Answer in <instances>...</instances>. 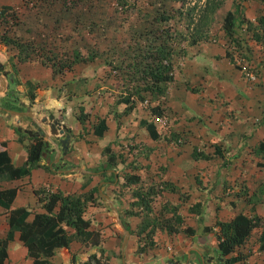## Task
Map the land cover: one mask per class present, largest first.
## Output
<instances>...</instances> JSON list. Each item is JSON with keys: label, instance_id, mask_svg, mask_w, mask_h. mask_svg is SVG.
Here are the masks:
<instances>
[{"label": "crops", "instance_id": "crops-1", "mask_svg": "<svg viewBox=\"0 0 264 264\" xmlns=\"http://www.w3.org/2000/svg\"><path fill=\"white\" fill-rule=\"evenodd\" d=\"M257 2L245 4L242 12L247 20L264 17V0ZM256 23L255 19L253 25ZM257 28L264 33V25ZM239 32L233 50L223 41L188 44L164 94L148 103L136 100L125 114V105L115 102L117 82L110 85L108 80L114 79L105 76L106 68L98 58L53 73L35 59L17 62L15 51L0 44V142L5 143L11 165H24L21 150L32 138L43 141L38 166L17 179L0 181V189H16L8 207L0 200V218L6 221L8 211L19 207L27 210L20 217L24 221L43 211L33 191L38 186L62 193H85L94 188L83 217L89 219L87 230L94 236L97 233V240L85 244L76 236L68 248H55L46 264H79L87 253L106 257L110 264H226L231 255L220 254L216 228L206 232L203 227L237 213L235 205L242 196L234 193H241V188L251 193L264 176V154L254 150L264 142V122L254 125L249 121L251 106L242 109L245 105L236 100L235 88L242 85L250 93L242 72L248 78L254 77L253 72L264 73V34L254 40L247 30ZM78 94L86 99L75 104L72 101ZM215 102L225 104L217 108ZM155 104L160 107L159 116L149 110ZM73 117L78 131L72 128ZM102 118L106 129L96 135L94 125ZM106 135L108 144L98 145L96 138ZM76 136L84 139L78 146ZM104 146L120 153L121 159L107 163L101 152ZM193 151L203 158H192ZM121 172L137 174L144 184L168 183L164 194L177 205L183 226H189L193 234L156 229L153 244L137 252L135 231L140 219L126 212L129 190L123 187L119 191L124 182L118 175ZM237 177L242 180L238 182ZM185 189L192 196L180 199L179 193ZM205 212L215 218L198 222L196 217ZM17 236V229L8 235L3 264L26 261V249ZM248 262L245 257L232 264Z\"/></svg>", "mask_w": 264, "mask_h": 264}, {"label": "trees", "instance_id": "trees-1", "mask_svg": "<svg viewBox=\"0 0 264 264\" xmlns=\"http://www.w3.org/2000/svg\"><path fill=\"white\" fill-rule=\"evenodd\" d=\"M54 1L35 0L36 3L30 4L33 0H21L18 8L11 3L0 4V44L15 51L14 56L17 62L35 59L49 66L53 73H61L71 70L77 62L92 61L95 58L102 59L106 68L105 76L112 77L117 82L115 102L125 105L122 111L124 114L133 108L136 100L149 101L158 99L164 94L166 84L172 80L176 63L184 55L185 46L182 42L189 36L188 29L194 22L195 3L184 5V2L179 0L174 6L162 1L160 7L151 15L136 8L137 0H90L91 4L96 2L100 9L98 13L100 16L90 17L89 22L105 19L106 25L112 27L113 31L111 29L102 32L101 44L95 39L91 44L88 43L89 39L71 44L72 32H77L83 38L82 35L87 30L77 23L68 27V21L65 18L61 20V12L77 8L84 0H58V3H53ZM52 5L56 10V16L51 15ZM28 6H34L37 13L42 10L48 11L47 24L50 23V26L46 31L49 32V29L57 31L55 38L53 36L50 40H38L30 35L17 33V26L22 21L20 7L27 8ZM132 14L136 16V29L121 31L125 19ZM233 20V12L226 11L221 20V27L226 36L231 37ZM256 22V25H252L253 29L264 25V17H257ZM25 30L28 29L25 28ZM250 32L254 40H258L264 34L263 29L259 35L256 31ZM186 43L195 42L190 39ZM149 110L153 115L161 114L158 104L151 106ZM105 129L106 125L102 118L94 125L93 132L101 135ZM42 149L41 138H32L30 145L21 150L25 156L24 165L13 167L9 161L5 143L0 142V181L17 179L32 167L38 166ZM254 150L264 154V142L258 143ZM101 152L106 154V162L110 164H115L116 158L121 159L122 157L120 153H112L109 146H104ZM200 154L193 151L192 158H203ZM120 174L124 184L132 183L137 184L138 187L141 186L140 177L137 174L121 172L118 175ZM167 184L163 182L155 184L152 194L157 193L162 197L158 213L153 214L151 218L148 217L152 198L150 189L144 191L135 189L131 192L134 200L130 205L135 206V209L129 207L126 212L140 219L135 231L138 239L137 252H143L146 247L153 244L152 234L156 229L167 233L182 231L186 235L193 234L189 226H183V220L177 213V205L168 202L164 194ZM33 191L43 211L34 213L30 221L20 218L27 214L24 207L8 211L5 221L7 230L0 231V264H3L7 257V239L14 229H17V238L25 247L26 256L31 259V264H46L55 248H68L69 241L75 239L76 236L82 238L85 244L97 240V233L94 236L95 234L92 235L87 230L90 226L89 219L83 217L86 202L93 200L94 188H90L85 193H62L58 190H51L48 186H38ZM246 191L244 189L243 193L238 192L234 195H243L246 202L250 199L249 196L264 195V179L256 189L251 191L250 195H246ZM15 192V188L0 189V200L8 207ZM213 228H216V245L220 254L231 255L226 264L242 260L249 254L242 253L239 248L253 230L259 233L257 251L264 252V219L258 214L238 211L228 220H215L211 225H205L203 231H211ZM79 264L110 263L106 261V257L102 260L100 255L87 253ZM260 264H264V259L260 261Z\"/></svg>", "mask_w": 264, "mask_h": 264}, {"label": "rangeland", "instance_id": "rangeland-1", "mask_svg": "<svg viewBox=\"0 0 264 264\" xmlns=\"http://www.w3.org/2000/svg\"><path fill=\"white\" fill-rule=\"evenodd\" d=\"M162 1H166L165 3L168 5L171 3L172 5L176 6L178 1H171V0H137L136 1V8L140 11H146L153 14V11L160 7V4H162ZM184 2V5H193L194 3V10L193 15L195 17L193 24L188 29L189 36L186 38L185 41L182 43L184 44V55L187 50V44L186 41H189L192 39L194 42H211L215 43L217 41H223L226 46H230L231 49H235L238 45V37H239V29H245L247 30V33H251L250 31H256V33L260 34V29H253L252 25L255 22L254 20H247L243 15V9L245 7V4L251 3V4H258L257 0H181ZM58 3V0H55L53 3ZM2 3H11L13 6L17 7L21 5V0H0V4ZM36 3L35 0L31 2L30 4ZM92 2L90 0H84L82 3L79 4L77 8H73L69 10L68 12L62 11L61 12V20L66 19L68 21L67 26L72 27L74 23H77V25L84 26L85 31L82 35L83 38H81V35L77 32H72L73 37L71 39V44L74 43H80L82 41H86L89 39L88 43H93L94 39L99 44L102 42V32L104 30H111L113 31L112 27H109L106 25L105 19H99L95 20L94 22H89L90 17L96 18L99 17L98 13L100 12L99 7L95 4H91ZM20 17L22 18L21 24L17 26V33L21 35H30L34 37L35 39L40 40H50L54 35H56L57 31H52L49 29V32L46 31L47 27L50 26V23L47 24L49 20L48 11L42 10L40 13H37L34 9V6H28L27 8L20 7ZM51 11V10H50ZM226 11H232L234 14V20H233V29L231 33V37L226 36L222 30L221 27V20L223 16L225 15ZM52 14L56 16V10L54 6L52 5ZM135 14H132V16L128 15L125 19L124 23L121 26V31H130L135 30V20L136 16H133ZM200 15V16H199ZM199 16V17H198ZM29 18V19H28ZM150 19V17L148 18ZM256 25V24H254ZM28 29L27 31L25 30ZM50 33V34H49ZM56 36H54L55 38ZM213 45V44H211ZM101 46V45H100ZM234 47V48H233ZM203 50V49H202ZM182 58V56L180 57ZM96 59V58H95ZM99 61H102V59H99ZM212 67V65L210 64ZM241 66H246L245 64H241ZM211 74V73H208ZM254 77L248 78L245 72H242V77L246 81V87L251 89L250 93L245 92L242 89V85L239 87L238 85H235L236 88V100L241 99L243 102V105H245L244 108H246V105L251 106V110L248 112V119L253 123L254 125H259L262 122H264V73L261 72H253ZM250 82H247L249 81ZM110 85L112 86L116 81L108 80ZM206 82V81H205ZM207 83V82H206ZM233 86V84H231ZM92 86V83H91ZM108 88V86H107ZM84 95L74 96L73 101L75 104L80 103L81 100L85 101ZM90 100V98H89ZM84 101L82 103H84ZM149 101H147L148 103ZM145 103V104H147ZM216 103V102H215ZM225 103H216L217 108L223 107ZM72 128L79 127L78 121L73 117L72 119ZM195 120L198 121L199 117L198 114H195ZM203 121H200L202 123ZM82 129V127L80 128ZM78 131V130H77ZM209 132V131H208ZM75 140V146H78V143H83L84 139L77 138ZM108 135L104 136L102 139H99L98 145L108 144L105 143V141H108L107 138ZM92 148H95V144H92ZM226 147V144H224ZM79 153L82 155V152L79 151ZM84 157V156H83ZM231 161V160H230ZM264 179V176L262 177ZM242 179L237 177V181L240 182ZM124 183V182H123ZM143 180H140V187H138L137 184H123L125 187L128 188V192L126 194L128 195L130 202L129 207L131 209H135V206H131L130 204L134 200V198L131 195V192L135 189H139L141 191H144L146 189H150V194L152 195L151 198V210L150 213L148 212V217H152L153 214L158 213V209L161 205V197L159 194L152 192L154 191L155 183L151 182L150 184H144ZM123 185L119 186V191L121 192L120 188L123 189ZM247 190V189H246ZM244 189L241 188V193H243ZM183 192V193H182ZM180 195V199H184V197H191V193L187 191V189L183 190ZM186 195H185V193ZM250 192H247L246 195H248ZM251 194V193H250ZM249 194V195H250ZM250 199L246 202L244 199V196L241 197V202H238L236 206L237 211L245 212L246 214H258L264 219V195H257L255 196H249ZM249 202V203H248ZM234 209V208H233ZM4 214V211H2ZM213 213H207L200 214L196 217V220L200 222V220H206L207 223L214 219ZM5 219L0 218V229L6 230V222L3 223ZM203 224V223H202ZM259 233L257 230H253L250 234V236L247 238L245 243L239 248V250L242 253H249L247 257H249L248 264H260V261L264 259V252H258L257 251V237ZM86 242V241H85ZM143 242V240H142ZM87 243V242H86ZM28 257H25L26 261H22V264H28L29 260ZM100 258L103 260L104 257L100 255Z\"/></svg>", "mask_w": 264, "mask_h": 264}]
</instances>
